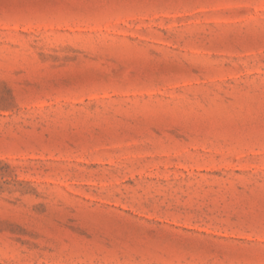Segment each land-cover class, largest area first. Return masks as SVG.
Returning <instances> with one entry per match:
<instances>
[{
    "label": "rangeland",
    "instance_id": "obj_1",
    "mask_svg": "<svg viewBox=\"0 0 264 264\" xmlns=\"http://www.w3.org/2000/svg\"><path fill=\"white\" fill-rule=\"evenodd\" d=\"M0 264H264V0H0Z\"/></svg>",
    "mask_w": 264,
    "mask_h": 264
}]
</instances>
